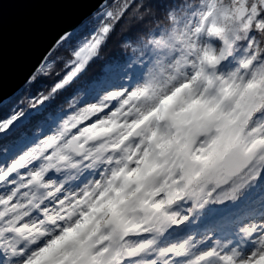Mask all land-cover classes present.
<instances>
[{"label": "clouds", "instance_id": "obj_1", "mask_svg": "<svg viewBox=\"0 0 264 264\" xmlns=\"http://www.w3.org/2000/svg\"><path fill=\"white\" fill-rule=\"evenodd\" d=\"M0 264H264V0H103L0 90Z\"/></svg>", "mask_w": 264, "mask_h": 264}, {"label": "water", "instance_id": "obj_2", "mask_svg": "<svg viewBox=\"0 0 264 264\" xmlns=\"http://www.w3.org/2000/svg\"><path fill=\"white\" fill-rule=\"evenodd\" d=\"M103 0H0V90L27 82L44 55Z\"/></svg>", "mask_w": 264, "mask_h": 264}]
</instances>
